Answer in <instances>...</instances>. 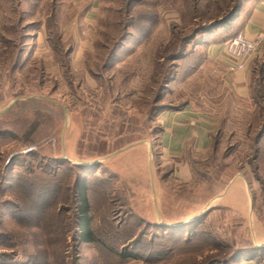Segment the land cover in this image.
I'll return each instance as SVG.
<instances>
[{"label":"rangeland","instance_id":"obj_1","mask_svg":"<svg viewBox=\"0 0 264 264\" xmlns=\"http://www.w3.org/2000/svg\"><path fill=\"white\" fill-rule=\"evenodd\" d=\"M140 1L136 17L157 19L146 25L149 40H137L144 24L136 23L135 38L110 60L118 43L112 35L125 34L118 20L127 21L128 0H102L88 14L60 0H0V111L22 100L0 113V264H264V246L255 244L264 242V137L256 141L264 58L253 100H237L219 81L197 74L211 65L197 40L183 58L158 66L159 54L184 48L196 24L218 9L202 0L203 16L194 21L190 0ZM163 68L168 80L176 78L167 87ZM188 81L199 89L186 86L178 95ZM190 100L220 112L214 142L207 151L166 155L158 147L159 108ZM147 141L151 160L136 149L148 148ZM64 145L74 161L101 162H59ZM77 178L88 182L94 242L80 233ZM207 206L213 208L198 223L149 226L160 218L181 222Z\"/></svg>","mask_w":264,"mask_h":264},{"label":"crops","instance_id":"obj_2","mask_svg":"<svg viewBox=\"0 0 264 264\" xmlns=\"http://www.w3.org/2000/svg\"><path fill=\"white\" fill-rule=\"evenodd\" d=\"M61 1L79 8H85V14L94 11L102 2L101 0ZM229 31L243 32L249 38L256 39L260 43L246 69L236 72L229 69L223 52L224 43L216 40L218 33L214 32L209 36L206 48V59L211 65L201 66L197 70V74L204 72L208 77L211 76V78L219 81V85H222L223 89L234 92L233 95L237 100H253L254 95L252 96L251 92L257 77V63L264 58V0H245ZM191 82L185 83L183 88L178 91V95L184 94L186 86H191L194 90L199 89L200 86L197 83L191 84ZM225 98L224 96L223 100ZM226 99L231 100V96H227ZM200 105L199 102L190 100L186 101L181 108H167L159 113L158 119L162 123V131L159 134L158 147L166 155L170 154L175 157L193 149L207 151L211 148L214 142L213 132L220 112L215 113L212 110L203 109ZM136 147L133 149L136 148L138 152H149V146L148 148L145 145Z\"/></svg>","mask_w":264,"mask_h":264},{"label":"trees","instance_id":"obj_3","mask_svg":"<svg viewBox=\"0 0 264 264\" xmlns=\"http://www.w3.org/2000/svg\"><path fill=\"white\" fill-rule=\"evenodd\" d=\"M162 1L166 2L168 0H153L152 2H156V5H159ZM201 1L202 0H190L191 8L194 10V13L191 15L192 19L194 21L198 20L201 16H203L202 14L199 13L200 3H202ZM244 1L245 0H206L207 4L208 3L212 4V6L217 8L218 11L214 12L212 14V16L210 17L208 22L202 23L201 25L196 24L197 26L193 29V31H192L193 33L190 36V38L187 39V41L185 43L186 46L184 48L180 47V48L176 49L174 52L168 51V53H170V55L167 54L166 50H165V53L162 52L161 54H159V56L157 57V59H158L157 60V65L159 66L160 62L162 60H167L168 59V60L171 61V63H173V60L183 58V56L185 55V51L187 50V46L190 44L191 41L195 42V40L199 41L198 43H196V44H198L197 46H199L200 47L199 49L203 50L205 52V54H206V50H207L206 48L208 46L209 36L212 35L214 32L218 33V35L216 37V40L217 41H221L222 43H226L227 40L237 36V34L239 32H237V31L236 32H231L229 30L231 29L232 22H233L234 18L241 11V8H242V6L244 4ZM140 2H141L140 0H130V1L128 0V5L124 9L126 11V15H128L127 21L125 22V21L118 20V24L125 28V30H124L125 34L121 37V39H119V37L123 34V32H122L121 35L117 34V33L112 35V39H110V40L112 42H114V43H115V41H116V43L117 42L118 43H117V46L114 45V49H112V52L110 53V56H109L111 58L110 60H114L115 58H117V56H119L118 55L119 50H120V48H122L125 45V43H126L125 40L126 39L130 42L129 38L131 36L134 35V38H135V31L137 30L136 29V23L139 24L140 22H142V24H144L143 28L140 31L137 30V32L140 33V35L137 38V40H141V41L143 39H145L146 41L149 40V36L150 35L148 36V34H149L150 31H149L148 26H146V25H150V24L156 23L157 19L153 20L155 18L154 16H150L151 18L145 17V18H143L141 20L138 17H136V15H135L136 14V12H135L136 11V6L134 4H139ZM154 6H155V4H154ZM133 26H135V27H133ZM128 28L129 29L131 28V30H126ZM175 41L178 43V47H179V45L181 44V41H183V40L181 38L178 39V37H176ZM195 49H198V48H195ZM263 61L261 62V64L263 63ZM18 62H16V65H17ZM259 63H260V61L257 63V66H258ZM190 68H192V67H190ZM163 73H164V76H165L163 85L165 87H167V85L171 81H174L176 78L174 77L173 79L168 80L166 75H165L166 74L165 73V68H163ZM263 85H264V83H263ZM34 98L35 97L28 98L27 100H34ZM21 101L22 100L17 101L16 104L18 102H21ZM47 101L52 103V104H54V105H57V104H55L54 102H52L50 100H47ZM184 104H185V102H183L181 105H178V106L171 105L173 107L159 108L158 114L161 111L166 110L167 108L168 109L181 108ZM161 131H162V126H161L159 134L161 133ZM158 137H159V135H158ZM263 137H264V121H263L262 129L257 134L256 141L260 142V140ZM59 160H61L59 162L71 163V161H68V160H66L64 158L59 159ZM76 166L80 167V168H83L84 166H88V165H76ZM87 183H88L87 181H84L83 179L81 180L79 178H77V180L75 181V189H77L78 194H79V201L77 202L78 203L77 204L78 215L82 217L81 222H80L81 223L80 233H82V240L83 241L94 242V241H96V237L94 236L92 229L89 227L90 226L89 225L90 221L88 220V217H89V214L91 212L92 207H91L90 199H89V196H88V187H87L88 184ZM206 215H203V216H206ZM203 216L198 218V220L196 219V220H194L192 222L193 223L194 222L198 223L203 218ZM149 226H159V227H165V228H168V229L169 228L171 229V228L174 227V226H172V227L171 226H163V225H159V224H153V225H149ZM141 233L142 234H140L138 237H136L135 239L132 240V244H135L136 242H138L139 238L143 235V232H141ZM129 245H131V244H129ZM119 255L121 257H126L127 256V254H125L123 252H120ZM232 260H234V259L231 258V261Z\"/></svg>","mask_w":264,"mask_h":264},{"label":"water","instance_id":"obj_4","mask_svg":"<svg viewBox=\"0 0 264 264\" xmlns=\"http://www.w3.org/2000/svg\"><path fill=\"white\" fill-rule=\"evenodd\" d=\"M34 96H26V97H23L22 99H28V98H33ZM21 98H15L13 101H12V103L9 105V106H7L6 108H4L3 110H1L0 111V113H3V112H6L12 105H14L17 101H19ZM50 101H53L54 103H56L57 101H55V100H50ZM61 105V104H60ZM62 107H63V109H64V111H65V113L67 112V109H66V107L64 106V105H61ZM64 133H65V130H64ZM64 133H63V136H64ZM65 137V136H64ZM64 137H63V140H64ZM148 143H149V152H148V156H149V160H151V157L150 156H152V144H151V142H149V141H147ZM140 143H142V142H137V143H133V144H130V145H128V146H126V147H124L123 149H121V150H119L118 152H120V151H123V150H127V149H129V148H131V147H133V146H135V145H137V144H140ZM63 158L64 159H66V160H68V161H71V162H73V163H75L76 165H94V164H99L100 162H101V160H100V158L99 159H96V160H73L72 158H70V157H68L67 155H65V145H64V155H63ZM238 176H241L242 178H244L243 177V175L242 174H238L237 175V177ZM237 177H234L231 181H230V183L227 185V187L225 188V190L220 194V195H218V196H216L215 197V199L216 198H220V197H222L223 195H225L227 192H229V189L233 186V184H234V182H235V180L237 179ZM247 185V184H246ZM152 190L154 191V200H155V203H156V195H155V188H154V184H152ZM246 191L248 192L247 194H248V198H249V216H250V223L252 224V209H253V197L251 196V194H250V192H249V190H248V185L246 186ZM211 208H213V207H205V208H203L202 210H200L199 212H197V214L196 215H194V216H192V217H190V218H188V219H185V220H183V221H181V222H176V223H171V222H163L162 220H161V218L159 219V222H157V224H159V225H163V226H179L180 224L181 225H184V224H187V223H189V222H192V221H194V220H198V218H200L201 216H203L204 214H206ZM253 239H254V241H255V236H253ZM256 244V246H258V247H262V246H264V242L263 243H261V244H258L257 242L255 243Z\"/></svg>","mask_w":264,"mask_h":264},{"label":"built area","instance_id":"obj_5","mask_svg":"<svg viewBox=\"0 0 264 264\" xmlns=\"http://www.w3.org/2000/svg\"><path fill=\"white\" fill-rule=\"evenodd\" d=\"M258 44V40L249 38L243 32L227 40L223 52L229 69L234 72L245 70L257 51Z\"/></svg>","mask_w":264,"mask_h":264}]
</instances>
